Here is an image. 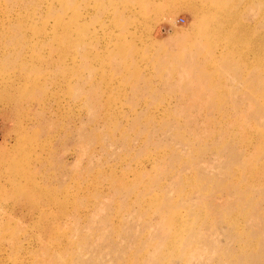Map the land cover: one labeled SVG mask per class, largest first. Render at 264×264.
I'll return each instance as SVG.
<instances>
[{
  "label": "rangeland",
  "instance_id": "rangeland-1",
  "mask_svg": "<svg viewBox=\"0 0 264 264\" xmlns=\"http://www.w3.org/2000/svg\"><path fill=\"white\" fill-rule=\"evenodd\" d=\"M0 264H264V0H0Z\"/></svg>",
  "mask_w": 264,
  "mask_h": 264
},
{
  "label": "bare ground",
  "instance_id": "bare-ground-1",
  "mask_svg": "<svg viewBox=\"0 0 264 264\" xmlns=\"http://www.w3.org/2000/svg\"><path fill=\"white\" fill-rule=\"evenodd\" d=\"M196 11V10H195Z\"/></svg>",
  "mask_w": 264,
  "mask_h": 264
}]
</instances>
